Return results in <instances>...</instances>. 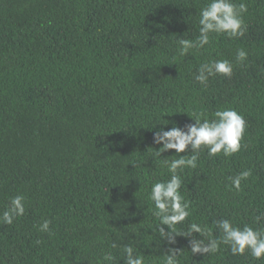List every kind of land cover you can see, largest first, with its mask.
<instances>
[{
  "label": "trees",
  "instance_id": "obj_1",
  "mask_svg": "<svg viewBox=\"0 0 264 264\" xmlns=\"http://www.w3.org/2000/svg\"><path fill=\"white\" fill-rule=\"evenodd\" d=\"M208 2L0 0V215L25 197L24 215L0 223V264H124L127 244L145 264H164L169 245L150 192L171 176L162 161L179 157H155L153 133L223 108L247 122L241 150L203 148L197 167L180 172L190 215L176 228L195 222L219 238L215 221L228 218L264 230V0H234L247 5L242 37L211 33L181 57L178 40L199 36ZM223 59L233 62L230 78L195 79L201 64ZM243 170L251 175L238 191L228 177ZM45 219L50 232L39 230ZM189 239L171 245L182 249L179 264H264L224 244L193 255ZM109 251L113 262L103 260Z\"/></svg>",
  "mask_w": 264,
  "mask_h": 264
},
{
  "label": "clouds",
  "instance_id": "obj_2",
  "mask_svg": "<svg viewBox=\"0 0 264 264\" xmlns=\"http://www.w3.org/2000/svg\"><path fill=\"white\" fill-rule=\"evenodd\" d=\"M247 12L245 3H235L234 0H209L207 5L200 10L199 36L195 40L180 37L179 54L185 57L192 49H202L210 43V34H226L229 38L242 37L246 31L243 13ZM248 53L244 49H238L235 60L243 62ZM217 74L231 77L233 74V62L227 59L213 60L200 65L195 79L202 85H207L209 77ZM203 113H193L190 117L194 122L183 127L173 126L165 130L162 126L159 131L153 133V143L161 145L154 152L155 157L168 150H175L179 158L163 160L162 164L171 173L167 180H160L151 185L150 200L154 204L153 216L159 220L157 231L159 237L166 240L169 247L164 257V264H179L178 255L182 249L171 247L176 243L177 236L191 237L189 249L193 255L210 254L219 250L221 244L228 245L233 255H243L246 250L254 259L264 258V230L244 225L236 226L228 219L215 221L222 236L217 238L213 232L201 224L192 222L186 231L176 228L190 215V203L181 194L182 179L180 172L184 168L195 169L199 154L203 148L207 149L209 156H215L221 152L225 157L232 156L241 150V141L245 134L246 120L234 108L218 109L213 113V119H201ZM191 151V155H180ZM251 175L250 170H243L239 174L228 177L231 185L236 190L241 189V181ZM25 213V197L22 194L10 198L9 204L0 215V223L11 225L18 217ZM264 219V213L256 217L257 221ZM50 220L45 219L39 230L50 232ZM167 226V230L164 226ZM194 234H199L200 239ZM40 243V241H37ZM116 241L111 244L112 249L118 248ZM124 264H145V257L138 254L131 244L123 245ZM111 251L105 253L103 260L113 262Z\"/></svg>",
  "mask_w": 264,
  "mask_h": 264
}]
</instances>
